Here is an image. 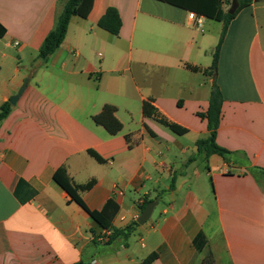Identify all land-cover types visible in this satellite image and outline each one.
<instances>
[{
  "label": "crops",
  "instance_id": "0c3cea01",
  "mask_svg": "<svg viewBox=\"0 0 264 264\" xmlns=\"http://www.w3.org/2000/svg\"><path fill=\"white\" fill-rule=\"evenodd\" d=\"M67 2L0 0V109L29 80L0 122V264H142L153 253V264H202L210 254L216 264H264V2L237 10L215 79L203 72L224 24L202 17L197 27L157 0H95L41 60ZM109 8L122 20L118 37L99 27ZM215 81L224 98L216 143L228 161L196 147L209 137L198 113ZM147 101L187 134L146 118ZM105 106L117 108L116 135L94 121ZM63 166L79 185L94 181L81 194L89 210L115 203L114 229L156 201L150 221L97 242L101 229L54 181Z\"/></svg>",
  "mask_w": 264,
  "mask_h": 264
},
{
  "label": "trees",
  "instance_id": "16d2710c",
  "mask_svg": "<svg viewBox=\"0 0 264 264\" xmlns=\"http://www.w3.org/2000/svg\"><path fill=\"white\" fill-rule=\"evenodd\" d=\"M95 0H68L65 4L60 17L57 20L55 28L48 34L44 40L40 50L39 57L41 60L46 61L51 55H53L63 44L66 39L69 24L73 17H79L87 19L92 11ZM173 7L183 9L189 13H194L199 17H203L224 24V29L220 38V41L213 53V63L210 68L204 70L205 77L214 78L218 72L220 52L223 45V41L230 23L233 21L235 14H230V10L233 6V2H236L240 9L246 4H250L252 0H157ZM264 2L263 0H257V3ZM99 27L114 37L120 35L122 29V20L117 9L109 8L106 14L101 18ZM6 34L5 28L0 25V38ZM193 71H198L196 68H191ZM224 98L217 86L216 81L213 84V90L209 102V108L205 113H198V117L207 121V128L209 131V137L206 140H200L197 142L196 147L201 155H204L207 159L212 155H219L225 160H229L231 153L224 148L220 147L216 143L217 131L220 127L222 118V106ZM143 115L146 118H153L162 126L168 128L171 132L177 135L187 134V130L179 127L178 125L168 121L164 117L158 115L155 108L151 105V102L147 101L143 103ZM10 103L4 104L0 109V122L3 121L10 113ZM117 108L113 106H105L102 112L94 117V121L97 125L103 126L111 135L118 134L123 126L116 118ZM98 162L102 163L103 160L94 152H90ZM54 181L57 183L67 194L71 197V200L77 205L81 206L97 224L101 231H111L110 241L117 236L129 237L134 231V227L139 226L138 222L127 227L123 230L114 229L112 221L117 211V206L110 200L102 211H91L87 208L81 198V194L89 191L94 181L87 185L77 184L70 176L67 167L63 166L59 168L55 175ZM175 180H172L171 189L174 188ZM110 243V242H109ZM208 239L204 233H200L193 241L195 249L202 253L208 247ZM158 258L156 253L150 255V257L142 264H153ZM202 264H216L213 256L210 254L204 260Z\"/></svg>",
  "mask_w": 264,
  "mask_h": 264
},
{
  "label": "water",
  "instance_id": "95a60500",
  "mask_svg": "<svg viewBox=\"0 0 264 264\" xmlns=\"http://www.w3.org/2000/svg\"><path fill=\"white\" fill-rule=\"evenodd\" d=\"M238 8H239L238 4L236 2H233V6H232V8L230 10V14H232V15L235 14L237 12ZM215 77H214V79H215ZM28 82H29V80L26 79L25 82H24V84H23V86L19 90L18 94L11 99V101H10L11 105L15 106L17 104V102L19 101V99L23 95V93H24V91H25V89L27 87ZM157 205H158V202H156V201L150 202L146 206L145 210L139 216L137 222L140 225H143V226L146 225L150 221V218L152 216V213H153V211H154V209H155V207Z\"/></svg>",
  "mask_w": 264,
  "mask_h": 264
},
{
  "label": "built area",
  "instance_id": "2783aa9c",
  "mask_svg": "<svg viewBox=\"0 0 264 264\" xmlns=\"http://www.w3.org/2000/svg\"><path fill=\"white\" fill-rule=\"evenodd\" d=\"M189 20L195 23V26L200 27L203 23L202 17L197 16L194 13H189ZM18 45V44H17ZM111 231L105 230L102 231L96 238V241L99 243L106 244L110 241Z\"/></svg>",
  "mask_w": 264,
  "mask_h": 264
},
{
  "label": "rangeland",
  "instance_id": "374dc122",
  "mask_svg": "<svg viewBox=\"0 0 264 264\" xmlns=\"http://www.w3.org/2000/svg\"><path fill=\"white\" fill-rule=\"evenodd\" d=\"M201 166H202V164L201 163H199Z\"/></svg>",
  "mask_w": 264,
  "mask_h": 264
}]
</instances>
